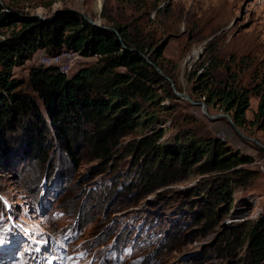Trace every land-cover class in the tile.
Listing matches in <instances>:
<instances>
[{"label":"rangeland","instance_id":"obj_1","mask_svg":"<svg viewBox=\"0 0 264 264\" xmlns=\"http://www.w3.org/2000/svg\"><path fill=\"white\" fill-rule=\"evenodd\" d=\"M0 1L4 10L47 24L70 11L113 29L128 25L151 46L141 55L149 60L160 53L175 90L192 101L165 97L158 84L168 111L120 137L105 158L95 157L90 147L95 134L90 122L76 126L71 153L50 128L44 159L28 153L25 130L31 123L8 130L0 149V264H247L246 234L264 218V119L255 116L264 92V0H102L99 10L97 0ZM12 29L0 28V41ZM100 63L98 56L65 48L37 49L10 75L24 81L18 90L45 115L29 86L33 68L53 66L71 79ZM204 72L212 87L229 85L247 93L242 126L219 104L207 106L198 87ZM158 131L157 143L167 149L176 148V136L189 131L194 138H218L251 158L237 167L247 175L212 221L205 224L203 216L213 186L207 179L216 175L194 176L191 165L159 183L145 179V160L134 147Z\"/></svg>","mask_w":264,"mask_h":264},{"label":"trees","instance_id":"obj_2","mask_svg":"<svg viewBox=\"0 0 264 264\" xmlns=\"http://www.w3.org/2000/svg\"><path fill=\"white\" fill-rule=\"evenodd\" d=\"M4 6L0 3V28L13 29L9 37L0 41V149L7 141L5 133L23 127L22 123L27 121L31 123L25 130L29 137L28 153L39 152L44 159L51 130L71 153L68 143L76 135V126L90 122L95 126V134L89 137L90 147L95 157L105 158L120 137L149 126L158 114L168 111V105L163 104L165 98L156 89L158 84H163L165 97L179 99L170 82L156 69L172 78L160 61V53L149 57L148 63L141 53L151 46L139 35L131 34L128 25L115 26L116 34L113 30L97 29L82 15L70 11L47 24L35 16L6 12ZM63 48L98 56L101 63L80 69L71 79L53 66L33 68L29 86L41 101L45 117L34 99L18 90L24 81L12 79L10 71L37 49ZM210 80L209 72H204L198 85L207 106L219 104L236 126H242L249 107L247 93L229 85L212 87ZM255 116L264 119V92ZM160 132L143 136L134 147L145 160V179L159 183L175 177L177 169L191 165H196L194 176L216 175L207 179L213 186L207 195V214L203 216L205 224L212 221L219 204L230 199L233 186L247 175L245 169L237 167L250 163L251 158L233 151L218 138H194L189 131L180 135V139L176 136V148L167 149L157 143L162 136ZM176 162L181 164L180 168L174 167ZM246 236L247 264H264V218L253 223Z\"/></svg>","mask_w":264,"mask_h":264},{"label":"water","instance_id":"obj_3","mask_svg":"<svg viewBox=\"0 0 264 264\" xmlns=\"http://www.w3.org/2000/svg\"><path fill=\"white\" fill-rule=\"evenodd\" d=\"M0 3H1V1H0ZM4 11H6V12H8V10H4ZM87 21L88 22H90L95 28H97V29H108V30H113L116 34H118V30H116V29H113V28H110V27H107V26H105V25H101L100 23H98L97 21H93V20H91V19H87ZM119 40H120V37H119ZM144 57V56H143ZM145 58V57H144ZM146 59V58H145ZM147 60V62L148 63H151V61L150 60H148V59H146ZM156 69L170 82V85L172 86V88H173V90H174V93L176 94V95H178V96H180V97H182V98H184V99H187V100H189V101H191L190 100V98L186 95V94H184V93H179V92H177L176 90H175V88H174V83H173V81L169 78V77H167V76H165L164 75V73L158 68V67H156ZM192 102V101H191ZM201 105H202V107H203V111H204V113L205 114H207V111H206V109H205V104L204 103H201ZM209 117H212V116H209Z\"/></svg>","mask_w":264,"mask_h":264},{"label":"bare ground","instance_id":"obj_4","mask_svg":"<svg viewBox=\"0 0 264 264\" xmlns=\"http://www.w3.org/2000/svg\"><path fill=\"white\" fill-rule=\"evenodd\" d=\"M102 0H97V9L99 10Z\"/></svg>","mask_w":264,"mask_h":264}]
</instances>
